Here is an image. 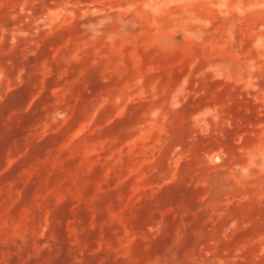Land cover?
Wrapping results in <instances>:
<instances>
[{
	"label": "rangeland",
	"instance_id": "374dc122",
	"mask_svg": "<svg viewBox=\"0 0 264 264\" xmlns=\"http://www.w3.org/2000/svg\"><path fill=\"white\" fill-rule=\"evenodd\" d=\"M0 264H264V0H0Z\"/></svg>",
	"mask_w": 264,
	"mask_h": 264
}]
</instances>
